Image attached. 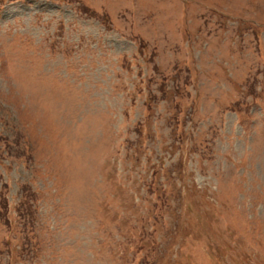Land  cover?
<instances>
[{"label":"rangeland","instance_id":"374dc122","mask_svg":"<svg viewBox=\"0 0 264 264\" xmlns=\"http://www.w3.org/2000/svg\"><path fill=\"white\" fill-rule=\"evenodd\" d=\"M264 264V0H0V264Z\"/></svg>","mask_w":264,"mask_h":264}]
</instances>
